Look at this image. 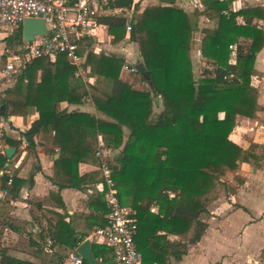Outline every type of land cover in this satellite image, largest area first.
Here are the masks:
<instances>
[{
  "label": "trees",
  "instance_id": "16d2710c",
  "mask_svg": "<svg viewBox=\"0 0 264 264\" xmlns=\"http://www.w3.org/2000/svg\"><path fill=\"white\" fill-rule=\"evenodd\" d=\"M132 2L112 0L111 5L130 7ZM232 2L203 0V13L216 26L206 30L202 40L201 53L210 66L198 79L191 57L193 24L186 12L173 4L148 5L143 12L133 15L129 32L127 17L123 15H107L102 21L109 26L113 42L128 34L139 43L150 73L149 79L141 77L151 84L150 91L135 89L121 80L123 56L87 51L85 65L99 77L95 84L87 86L81 77H75L76 66L69 62L67 54L60 52L54 58H35L15 85L7 89L8 97L0 102V115H25L30 106L36 107L39 118L25 135L33 146L34 135L40 133L48 154H54L59 146L60 156L54 160L52 177L59 187L80 188L103 179L99 170L79 178L70 172L71 178H78L77 182L70 181L63 176L62 170L66 168L62 169L60 164L73 162L77 167L79 162H99L95 153L100 136L109 147L123 146L111 165L121 203L136 210L135 239L144 263L167 264L171 251L168 234L197 242L207 225L201 215L208 211L218 186L222 185L228 193L236 190L234 184L222 181L221 177L227 171L237 170L241 161L260 166L264 158V146L252 143L243 148L229 138L237 115L254 118L257 111L264 109L252 84V76L258 73L256 54L264 47V26L253 22V18L264 20V6L233 10ZM239 17H244L245 22L238 23ZM240 37L249 43L240 44L236 60L231 62L230 47ZM87 39L80 43L81 54ZM87 96L111 120L80 110L64 113L57 109L61 101L79 104ZM157 96L161 97L163 108L154 115ZM124 127L130 130L126 139ZM3 177L1 185L14 193L30 181L14 176L9 183L8 177ZM58 195L51 191L34 200L36 204L63 207ZM93 202L104 215L94 216L92 224L104 226L108 206L102 194ZM153 205L156 211L151 210ZM42 208L54 213L59 224L63 223L64 214ZM82 239L83 236L79 241ZM91 247L96 257L111 263L110 247L98 241H91ZM1 253L2 264H27L7 256L3 250Z\"/></svg>",
  "mask_w": 264,
  "mask_h": 264
},
{
  "label": "crops",
  "instance_id": "0c3cea01",
  "mask_svg": "<svg viewBox=\"0 0 264 264\" xmlns=\"http://www.w3.org/2000/svg\"><path fill=\"white\" fill-rule=\"evenodd\" d=\"M170 4L182 8L193 24L191 57L194 75L198 79L203 76V71L210 66L208 59L201 53L202 40L206 30L216 26L203 13L205 8L203 0H138L134 14L136 16L143 12L148 5L166 6ZM258 6H264V0H233L230 7L233 10H238ZM127 12L117 15L126 17ZM107 15L114 14L106 12L99 16L101 26L96 28L95 36L88 37L84 42L85 51L80 54L83 56V66L87 71L81 77L77 76V70H75V77L84 78L83 82L87 86L95 84L99 78L90 71L89 65H85L87 51L116 54L125 58L120 72L121 80L135 89L150 91L151 84L143 80L142 74L138 70L130 72L124 67L125 63L133 64L136 59L144 63L139 43L130 39L128 34L119 42H113L114 36L109 32V26L102 21V18ZM127 20L129 21L128 17ZM237 22L244 23L245 18L239 17ZM253 22H260L264 26L263 19L254 17ZM10 37H12L11 42L8 41ZM21 42L16 37L5 36L0 32V102L8 97L7 89L15 85L19 76L12 79L3 77L2 69L6 62V50L12 43L19 44ZM236 43L248 44L249 40L240 37ZM235 60L236 58L231 55L230 61L235 62ZM255 68L258 73L252 76V84L257 89L258 103L264 107V47L256 54ZM86 77H90L91 81H85ZM162 108V99L157 96L153 114L157 115ZM57 109L64 113L80 110L111 120V117L97 109L90 96H87L79 104L69 103L67 100L61 101L58 103ZM38 118L39 113L35 106H30L25 115H0V127L4 134L6 148H15L11 156L5 153L1 161V166L8 165L9 172L0 175V250L5 251L7 256L27 264H72L70 256L72 253H76L77 245L86 238L91 239L92 232L99 227L95 223L92 224L94 216L104 215L103 212L101 213L95 208L96 205L93 202L98 195L102 194L108 206L105 217L109 212L110 208L105 199L107 185L102 164L106 163L112 166L111 163L115 161L123 146L120 148L109 147L100 136L97 150L101 151V155L97 157L95 153L99 162H79L77 167L73 162L60 164L62 169L66 168L62 170L63 176L70 181L77 182L82 175L99 170L103 174V179L89 182L80 188L75 185L59 187L52 180L54 160L60 156L59 146L55 147L54 154H48L45 152L44 139L41 138L40 133L34 135L33 146H30L25 135V132ZM124 130L126 139L130 130L127 127H124ZM229 138L243 148H249L252 143L264 146V109L257 111L254 118L237 115L236 124L230 132ZM260 162L261 165L256 166L250 162L241 161L237 170L227 171L226 175L221 177L222 181L234 184L236 190L234 193H228L222 185H219L222 186L219 196H213L207 206L208 211L201 215V219L207 225L197 242H189L175 234L167 235L171 245L167 264H260L261 259L264 260V158ZM70 172H74L75 176L77 174L78 178L75 176L71 178ZM3 176L8 177L9 183L13 181L14 176L30 181L23 184L14 193L1 185ZM51 191L59 193L58 196L64 204L63 207L47 203L36 204L34 198L47 196ZM42 207L64 214L63 223L59 224L56 215L45 212ZM151 210L156 211V207L151 206ZM205 214H210V217H202ZM82 236L83 239L79 241ZM73 241H76V244L72 245ZM1 251L0 264H2L3 257ZM180 253H182L181 257L177 258L176 254ZM244 258H247V261ZM113 263L114 261L111 259L109 264ZM105 264L107 263L105 262Z\"/></svg>",
  "mask_w": 264,
  "mask_h": 264
},
{
  "label": "built area",
  "instance_id": "2783aa9c",
  "mask_svg": "<svg viewBox=\"0 0 264 264\" xmlns=\"http://www.w3.org/2000/svg\"><path fill=\"white\" fill-rule=\"evenodd\" d=\"M137 2L133 0L128 9L112 6V0H0V32L5 36L18 32L26 18H41L47 28L46 33L34 35L33 40L23 39L21 43L9 46L2 69L3 77L12 79L22 74L35 58H54L60 52L67 54L70 62L76 65L77 76L83 77L82 74L87 70L83 66V56L79 53L80 43L86 37L95 36L96 28L101 26L99 16L106 12L124 14L128 10L126 17L129 21L126 27L129 32ZM239 46L235 42L230 47L234 58ZM124 67L130 72L137 71L132 63H125ZM85 79L91 81L90 77ZM5 148L4 134L0 127V175L9 172L7 164L1 166ZM96 155L99 157L101 151L97 150ZM102 170L107 185L105 199L110 209L106 215V224L95 228L91 241H98L112 249L113 264H145L135 239L138 230L136 211L121 203L113 167L103 163ZM70 260L72 264H89L77 253H72Z\"/></svg>",
  "mask_w": 264,
  "mask_h": 264
},
{
  "label": "water",
  "instance_id": "95a60500",
  "mask_svg": "<svg viewBox=\"0 0 264 264\" xmlns=\"http://www.w3.org/2000/svg\"><path fill=\"white\" fill-rule=\"evenodd\" d=\"M23 39L25 41H30L34 39V35L46 33L47 28L45 21L41 18H26L23 22ZM133 64L135 65L138 72L144 75L147 79L150 78V73L146 69L144 63L140 60H134ZM2 108H0L1 111ZM14 147L5 148V152L8 156H11L14 152ZM76 253L80 254L84 257V259L89 264H105V262L96 258L92 251L91 247V239L86 238L81 243H79L76 247Z\"/></svg>",
  "mask_w": 264,
  "mask_h": 264
},
{
  "label": "rangeland",
  "instance_id": "374dc122",
  "mask_svg": "<svg viewBox=\"0 0 264 264\" xmlns=\"http://www.w3.org/2000/svg\"><path fill=\"white\" fill-rule=\"evenodd\" d=\"M9 35L10 36H15V35H17L18 36V38H19V40H21V37H22V39H23V29H22V27L20 28V30L18 31V32H11V33H9ZM21 36V37H20ZM226 175V174H225ZM220 189H222V186H219L218 188H217V190H216V193L214 194V196H219V191H220ZM207 216V217H206ZM202 217H204V218H209L210 217V214H205L204 216H202ZM246 261H247V258H244ZM260 264H264V260L263 259H261V263Z\"/></svg>",
  "mask_w": 264,
  "mask_h": 264
}]
</instances>
